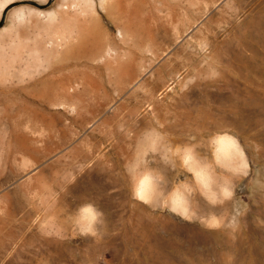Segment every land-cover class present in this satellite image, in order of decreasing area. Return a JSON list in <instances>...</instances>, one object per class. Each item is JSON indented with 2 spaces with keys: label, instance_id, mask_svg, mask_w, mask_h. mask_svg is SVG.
Wrapping results in <instances>:
<instances>
[{
  "label": "rangeland",
  "instance_id": "374dc122",
  "mask_svg": "<svg viewBox=\"0 0 264 264\" xmlns=\"http://www.w3.org/2000/svg\"><path fill=\"white\" fill-rule=\"evenodd\" d=\"M0 23V264H264V0H0Z\"/></svg>",
  "mask_w": 264,
  "mask_h": 264
},
{
  "label": "bare ground",
  "instance_id": "6f19581e",
  "mask_svg": "<svg viewBox=\"0 0 264 264\" xmlns=\"http://www.w3.org/2000/svg\"><path fill=\"white\" fill-rule=\"evenodd\" d=\"M58 7V6H57ZM57 11H59L60 13L65 10L64 7L62 5H60ZM68 8V7H67ZM55 9V8H54ZM62 10V11H61ZM57 12V13H59ZM65 13V11H64ZM39 16L41 17H46L45 13H41V11L38 13ZM63 15V14H62ZM21 16V15H20ZM26 16V15H25ZM30 16V14H29ZM33 16V15H31ZM30 16V17H31ZM28 18V17H27ZM33 18V17H32ZM31 18V19H32ZM21 19V18H20ZM19 19V20H20ZM60 19V18H59ZM18 20V21H19ZM24 20V19H23ZM36 20V19H35ZM38 20V19H37ZM36 20V21H37ZM9 21V20H8ZM21 21V20H20ZM26 20H24L25 22ZM28 21V20H27ZM23 22V23H24ZM28 25V24H27ZM33 25V23H32ZM30 26V24H29ZM35 26V25H34ZM56 26V25H55ZM87 26V25H86ZM78 28V27H77ZM30 29V28H29ZM135 30V29H134ZM58 36L60 37L59 41H63L65 39V37H67V35L65 34V30H63V27L60 25V27H58L57 25V31ZM54 32V33H56ZM84 32H86L84 30ZM79 35V38H81L83 40V38L86 36L84 35V33L82 34V30H79L78 32H76ZM70 34V33H69ZM86 34V33H85ZM121 36V33H118ZM56 35V34H55ZM130 35V34H129ZM54 36V35H53ZM123 36V35H122ZM132 38V37H131ZM66 40V39H65ZM81 40V41H82ZM96 40V39H95ZM125 41V40H124ZM56 42V41H55ZM67 42V41H66ZM62 42H58L59 46H61L62 44H60ZM56 44V43H55ZM57 45V44H56ZM50 46V45H49ZM63 47V46H62ZM107 51V52H106ZM106 54L107 55H113L115 57L119 56L116 49H108L106 50ZM124 52V51H123ZM124 56V55H123ZM110 60V59H108ZM120 69V68H119ZM64 101V100H63ZM64 103V102H63ZM64 105V104H63ZM190 150V149H189ZM187 151L186 153V158H191L190 159V165L193 167V169L195 170V172L197 173V175L200 177L199 179H201V181H203L205 187L207 188L210 196H215L216 193L212 190V187L210 186L209 181V175H208V171L203 167V165L200 163V160H198L195 157L191 156V152ZM232 155V156H231ZM216 156L220 159H222L225 163H227V165H230L233 169H237L239 167H243L245 166V162L244 159L241 156V152L240 149L237 145V143L228 137H221L218 140V145H217V149H216ZM138 181V184L136 186V191L138 192L140 187L143 185L144 187V192H143V198H150L151 200L156 199L158 196L161 195L162 192V188L159 187L155 182H153L150 178V176H148V174L143 175ZM141 196V195H139ZM217 197V196H216ZM215 198V197H214ZM157 200V199H156ZM172 206L176 209L179 210L181 212H186L187 206L188 204L185 201H182V199L179 200H172Z\"/></svg>",
  "mask_w": 264,
  "mask_h": 264
},
{
  "label": "clouds",
  "instance_id": "9594fccd",
  "mask_svg": "<svg viewBox=\"0 0 264 264\" xmlns=\"http://www.w3.org/2000/svg\"><path fill=\"white\" fill-rule=\"evenodd\" d=\"M86 210L88 211L86 212ZM80 211L83 213L84 219L86 221V225L83 228V232L86 234L92 233L94 224L100 217H102L103 214L91 205L83 206Z\"/></svg>",
  "mask_w": 264,
  "mask_h": 264
},
{
  "label": "snow or ice",
  "instance_id": "6c2138e0",
  "mask_svg": "<svg viewBox=\"0 0 264 264\" xmlns=\"http://www.w3.org/2000/svg\"><path fill=\"white\" fill-rule=\"evenodd\" d=\"M143 192H144V187H143V185L140 187V189H139V191H138V195H141V196H143ZM88 210H86V212H87Z\"/></svg>",
  "mask_w": 264,
  "mask_h": 264
},
{
  "label": "water",
  "instance_id": "95a60500",
  "mask_svg": "<svg viewBox=\"0 0 264 264\" xmlns=\"http://www.w3.org/2000/svg\"><path fill=\"white\" fill-rule=\"evenodd\" d=\"M1 24V23H0Z\"/></svg>",
  "mask_w": 264,
  "mask_h": 264
}]
</instances>
